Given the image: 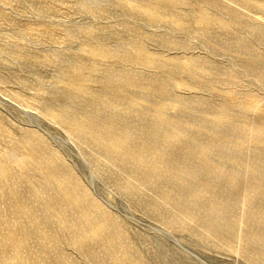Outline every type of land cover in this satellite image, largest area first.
Returning <instances> with one entry per match:
<instances>
[{"label": "rangeland", "instance_id": "obj_1", "mask_svg": "<svg viewBox=\"0 0 264 264\" xmlns=\"http://www.w3.org/2000/svg\"><path fill=\"white\" fill-rule=\"evenodd\" d=\"M0 264H264V0H0Z\"/></svg>", "mask_w": 264, "mask_h": 264}]
</instances>
